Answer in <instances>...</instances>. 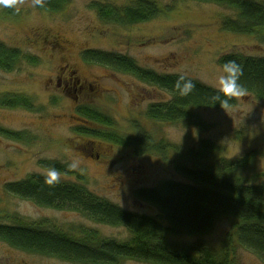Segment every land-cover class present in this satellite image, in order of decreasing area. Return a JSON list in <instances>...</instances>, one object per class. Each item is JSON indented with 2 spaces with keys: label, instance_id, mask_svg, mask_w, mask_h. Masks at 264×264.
<instances>
[{
  "label": "rangeland",
  "instance_id": "374dc122",
  "mask_svg": "<svg viewBox=\"0 0 264 264\" xmlns=\"http://www.w3.org/2000/svg\"><path fill=\"white\" fill-rule=\"evenodd\" d=\"M47 1L13 0L15 7H7L0 0V43L38 61H24L13 72L0 70V100L12 95L26 97L34 104L32 110L0 107V126L25 133L27 139L15 142L0 138L1 224L43 223L77 236L83 230H94L105 238H130L125 228L98 224L77 212L41 207L7 191L8 184L42 175L50 162L73 171V175H62V181L78 182L81 176L84 186L98 197L128 212L152 217H158L159 211L139 200L136 192L157 189L169 181L188 183L178 173L177 164L202 141L221 146L228 159L258 150L244 176L264 181V101L244 95L237 97L233 107L193 109L186 120L157 122L147 111L154 104L172 100L168 92L112 66L88 62L85 56L100 52L124 57L143 70L185 77L215 89L221 57L232 53L264 57V30L256 36L226 32L222 24L227 18L236 19V12L192 0H150L162 9L161 15L129 25L103 20L95 5L124 10L136 0H68L64 10L56 14L40 8ZM61 40L67 43L65 48L60 47ZM69 70H76L94 91L81 94L67 90L64 81L60 86L59 78ZM83 107L111 117L109 131L124 139L150 136L167 150L138 155L134 146L77 132L86 123L78 112ZM73 163L75 168L70 167ZM233 223V219L222 218L206 236L174 237L172 241L186 246L200 241L221 248ZM0 264L68 263L25 253L0 241ZM236 264L264 263L240 249Z\"/></svg>",
  "mask_w": 264,
  "mask_h": 264
},
{
  "label": "trees",
  "instance_id": "16d2710c",
  "mask_svg": "<svg viewBox=\"0 0 264 264\" xmlns=\"http://www.w3.org/2000/svg\"><path fill=\"white\" fill-rule=\"evenodd\" d=\"M192 1L217 4L236 12V19L224 20L222 26L226 32L256 36L264 30V1ZM67 4L68 0H49L40 8L56 14L64 10ZM95 8L103 20L122 25L150 22L162 13L159 5L150 0H136L124 10L99 5H95ZM66 45L61 44L64 48ZM85 56L88 62L112 66L168 92L172 100L154 104L147 111V116L154 121L175 123L190 118L193 109H224L218 101L213 100L215 89L198 81L175 75H158L112 54L87 52ZM229 60H235L243 67L241 83L247 89L246 95L264 101V57L232 53L221 57L219 65ZM24 61L30 64L38 62L0 43V70L13 72ZM187 80L194 84L191 91L184 88ZM237 100V97L230 99V107L235 106ZM0 107L32 110L34 104L26 97L8 95L0 100ZM78 112L86 120L77 130L83 135L134 146L138 155L167 150L166 146L150 136L124 139L117 132L109 131L113 127V120L97 109L83 107ZM0 138L15 142L27 140L25 133L13 132L1 126ZM83 153L90 156L87 151ZM258 154V150H252L235 159H228L218 144L200 142L177 164L178 173L188 183L169 181L160 188L136 192L139 200L159 211L158 217L128 212L98 197L84 186L81 176L78 182L60 180L50 187L44 184L43 175H32L24 181L8 184L7 191L41 207L77 212L95 223L125 228L130 238H105L94 230H83L77 236L54 225L48 227L43 223L20 221L16 224L0 223V241L22 252L55 258L68 264H125L128 261L146 264H236L240 249L251 252L264 263V181L258 182L256 177L244 176ZM48 167H56L63 176L74 174L70 168L57 162L48 163ZM222 218L233 219L234 223L221 248H212L200 241L189 246L172 241L174 237L206 236Z\"/></svg>",
  "mask_w": 264,
  "mask_h": 264
},
{
  "label": "clouds",
  "instance_id": "9594fccd",
  "mask_svg": "<svg viewBox=\"0 0 264 264\" xmlns=\"http://www.w3.org/2000/svg\"><path fill=\"white\" fill-rule=\"evenodd\" d=\"M3 3L7 7H15L13 0H3ZM36 3H40V0H36ZM243 76V67L235 60H229L225 62L219 69V74L216 77L215 95L213 100L218 101L220 107H230V99L241 97L247 94V89L241 83V77ZM184 88L187 91H191L194 88V84L191 80H187L184 83ZM75 163L70 167L75 168ZM44 184L46 186H55L61 180L62 173L56 167H48L43 173Z\"/></svg>",
  "mask_w": 264,
  "mask_h": 264
},
{
  "label": "flooded vegetation",
  "instance_id": "af4514ba",
  "mask_svg": "<svg viewBox=\"0 0 264 264\" xmlns=\"http://www.w3.org/2000/svg\"><path fill=\"white\" fill-rule=\"evenodd\" d=\"M61 43L64 44V45L67 44L63 40H61ZM60 47L64 48V46H60ZM70 67L71 66L69 65L68 68L70 69ZM77 74H78V72L76 70L75 71H70V70L67 71L63 78H59L58 84L61 86L62 81H64L65 87H66L67 90L69 88H72V89H74V92H79V93L81 92V94H84L88 90H93L94 91L93 86L88 81H82L77 76Z\"/></svg>",
  "mask_w": 264,
  "mask_h": 264
}]
</instances>
